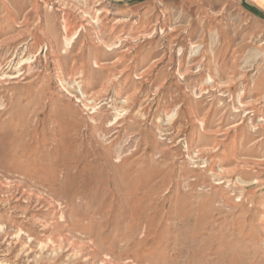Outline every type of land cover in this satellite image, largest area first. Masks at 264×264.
<instances>
[{
  "label": "rangeland",
  "instance_id": "1",
  "mask_svg": "<svg viewBox=\"0 0 264 264\" xmlns=\"http://www.w3.org/2000/svg\"><path fill=\"white\" fill-rule=\"evenodd\" d=\"M0 264H264V0H0Z\"/></svg>",
  "mask_w": 264,
  "mask_h": 264
},
{
  "label": "bare ground",
  "instance_id": "2",
  "mask_svg": "<svg viewBox=\"0 0 264 264\" xmlns=\"http://www.w3.org/2000/svg\"><path fill=\"white\" fill-rule=\"evenodd\" d=\"M65 42H66V44H69L70 43V37H65ZM210 77H208V79H209Z\"/></svg>",
  "mask_w": 264,
  "mask_h": 264
},
{
  "label": "trees",
  "instance_id": "3",
  "mask_svg": "<svg viewBox=\"0 0 264 264\" xmlns=\"http://www.w3.org/2000/svg\"><path fill=\"white\" fill-rule=\"evenodd\" d=\"M247 7H248V6H247ZM248 9H250L251 11H253V12H255V13L258 14V11H257L255 8H253V7H248Z\"/></svg>",
  "mask_w": 264,
  "mask_h": 264
}]
</instances>
